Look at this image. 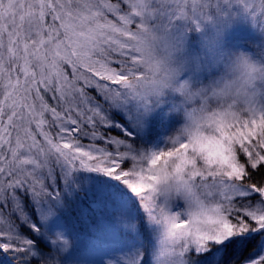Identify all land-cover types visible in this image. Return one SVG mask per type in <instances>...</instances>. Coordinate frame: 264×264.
I'll list each match as a JSON object with an SVG mask.
<instances>
[{
	"label": "snow or ice",
	"instance_id": "obj_1",
	"mask_svg": "<svg viewBox=\"0 0 264 264\" xmlns=\"http://www.w3.org/2000/svg\"><path fill=\"white\" fill-rule=\"evenodd\" d=\"M70 217L96 264H264V0H0V258L88 264Z\"/></svg>",
	"mask_w": 264,
	"mask_h": 264
},
{
	"label": "rangeland",
	"instance_id": "obj_2",
	"mask_svg": "<svg viewBox=\"0 0 264 264\" xmlns=\"http://www.w3.org/2000/svg\"><path fill=\"white\" fill-rule=\"evenodd\" d=\"M260 40V35L247 24H242L237 27L228 37L229 45L243 44L244 47L249 49L251 48V45L258 43ZM70 223L77 231L83 233L81 243L70 254V259L87 261L88 264H96L103 253L99 250H94L88 244V237L89 235H101V233L92 228L91 222L81 224L74 217H70Z\"/></svg>",
	"mask_w": 264,
	"mask_h": 264
},
{
	"label": "trees",
	"instance_id": "obj_3",
	"mask_svg": "<svg viewBox=\"0 0 264 264\" xmlns=\"http://www.w3.org/2000/svg\"><path fill=\"white\" fill-rule=\"evenodd\" d=\"M0 264H15L14 257L5 256L3 258H0Z\"/></svg>",
	"mask_w": 264,
	"mask_h": 264
}]
</instances>
